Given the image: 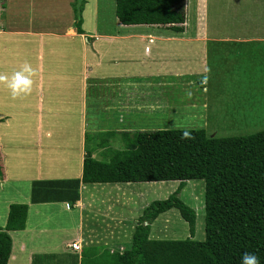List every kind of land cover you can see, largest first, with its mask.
<instances>
[{"label": "crops", "instance_id": "0c3cea01", "mask_svg": "<svg viewBox=\"0 0 264 264\" xmlns=\"http://www.w3.org/2000/svg\"><path fill=\"white\" fill-rule=\"evenodd\" d=\"M262 1L264 0H257L259 4L256 5L257 9L254 12L258 20L260 17H264ZM85 2L87 5L89 1L85 0ZM0 3L2 8L0 36L5 37L0 40V43L5 40L10 41L13 38L29 43L38 42L43 47L38 54L40 60L38 74L41 83H47L49 89L56 86L65 92L66 86L64 87L62 83L65 80L68 81L67 85L71 87L72 91L66 97H62L63 91L56 93L58 98L61 96L58 104L65 102L67 106L76 105V60L70 61L71 48H64L63 45L67 43L80 45L82 63L77 74V84L80 90L82 121L90 92L93 93L92 97L90 93L93 102H103L101 106L98 105L106 115L104 119L106 127L97 132L103 134V143L101 141L93 149L92 156L94 158L95 156L102 157L106 149L122 150L113 147L115 137L118 134L120 137L122 135L124 141L125 137H131L137 132L168 130L153 128L159 116L170 120L168 118L177 113L187 114L193 118L192 124L198 121L205 128L209 117L217 116L216 111L225 104L223 101L220 102L217 96L212 99L209 93L208 85L213 71L218 73L213 79L215 85L219 86L223 83L224 75H233L235 70L238 77L257 78L256 82L258 83L252 85L253 89L257 84L264 89V34L213 36L203 35L200 32H196L194 35L183 32L184 34L157 35L151 34L148 26H122L118 23L119 28H122L119 29L120 32L112 31L113 34L110 32L101 34L98 33V29L94 28L92 33H87L82 26L84 34L78 35L73 26L74 17L71 7L73 0H0ZM65 12H68L72 19L66 30L64 25L61 32L49 27L46 23L47 20H44V26L41 25L40 20L43 21L44 17L56 21ZM243 12L248 16V12ZM82 25H84V21ZM126 28H140L141 32L125 34L123 30ZM144 28L147 29L145 32L143 31ZM100 41L107 45L105 53L100 46L93 43ZM129 42L141 45L140 49L144 53L141 56L132 50L131 53H125L118 51L120 48L114 46L129 44ZM59 45L62 46L60 49ZM163 45H184V48H163ZM166 51H173V57L164 58L163 54ZM182 52H187V58H182ZM94 58H97L95 63L92 61ZM101 58L102 60L106 58V68L108 69L106 71L116 75L108 74L104 79L96 77L91 80L92 67L100 68ZM155 59L157 63L154 67L146 64L149 61L152 63ZM178 59H183L180 65H184L186 70H182L183 68L178 66ZM150 67L152 69L148 71ZM119 72H121L120 75L117 74ZM71 82L72 84H70ZM242 82L243 78L230 79L227 84L241 85ZM198 83H200L201 89H199ZM166 91L169 94L173 93L169 100L164 98ZM177 97L183 99L179 100ZM231 110L232 107L228 109L226 118ZM124 112L133 117L126 124L127 129L121 133L111 128L110 119L107 115L111 117L113 114H123ZM86 128V123L83 121L81 145H83V133ZM124 133L127 135L123 136ZM84 153L85 151L83 155ZM53 155L58 157L60 154L56 150ZM63 155L62 151L61 156L63 157ZM95 159L98 160V158ZM48 162L57 165V171L63 169L59 165L58 158H49ZM61 163H64V160ZM82 164L83 156L80 161L81 170L78 179L82 175ZM0 173V228L4 229L9 206L21 203L16 201L24 196L14 191L11 183L12 176L8 168L4 166L1 155ZM41 181L62 180L47 179ZM97 186H101L102 193L97 192ZM103 186H108V189ZM78 193L79 200L73 204L66 202L32 204L29 201L26 204L28 212L25 229L8 233L12 240V248L7 264H80L81 250L74 252L69 248L73 242H78L81 249L98 246L106 247L110 251H123L128 243L124 237L130 233L131 238L137 223L135 220L131 224L129 214L124 216L123 211L127 209V212L130 213V207L134 205L130 196L139 195L140 190L122 187V184L84 185L80 183ZM103 204L108 206V210ZM47 205H65L67 213H61V208L56 210V207H52L54 210L51 214L45 215L41 212L39 214L38 206ZM117 205H119L118 208ZM31 208L35 210L34 213L41 215L40 220L42 222L35 223L34 226L29 219ZM49 216L60 223L56 224L57 229L53 226L49 227L52 224L50 222L53 221V218H48ZM62 224L64 229H60ZM61 230L64 232L63 236L54 238L53 236L56 235L54 232L60 233ZM151 233L152 230L150 238ZM37 234L44 236L50 234V236H47L46 239L35 240L38 238Z\"/></svg>", "mask_w": 264, "mask_h": 264}, {"label": "rangeland", "instance_id": "374dc122", "mask_svg": "<svg viewBox=\"0 0 264 264\" xmlns=\"http://www.w3.org/2000/svg\"><path fill=\"white\" fill-rule=\"evenodd\" d=\"M85 1V0H84ZM88 4L84 5L82 18L84 21L83 28L85 32L92 33L94 28L98 29V33L104 34L110 32H120L119 24L115 16L114 0H88ZM74 2V0H73ZM261 3L264 4V1ZM257 0H185V17L186 21L183 25L184 33L194 35L200 32L203 35H261L264 34V17H258L254 12L257 9ZM248 12V16L243 12ZM73 13V9H72ZM44 20L49 27L55 30L62 31L64 25L65 30L69 27L72 19L68 12L62 14L56 21H51L49 18L40 20L41 25L44 26ZM74 22V21H73ZM116 25V26H115ZM151 34L170 35L171 31L161 27H148ZM147 29L144 28V32ZM125 34L141 32V29L126 28L123 30ZM122 32V31H121ZM65 33V31H64ZM183 33V34H184ZM5 38L0 36V40ZM95 40V39H94ZM1 42V41H0ZM76 43V42H74ZM100 46L101 50L106 52V44L103 41L93 42ZM64 48L70 47V61L76 60V105H66L65 102L58 104L59 99L56 93L63 91L55 87L48 88L47 83H41L38 74L40 54L42 45L38 42H23L20 39L13 38L12 40H5L0 43V74H3L9 79L14 73L21 71L27 64L30 65L34 71V75L30 77L33 84L31 92L28 94H20L15 99L12 97L11 89L6 82H0V155L3 159L4 166L8 168L11 178V183L14 191L20 193L23 198H18V204H28L31 196L32 183L41 180H69L78 179L80 176V161L84 156L83 152L86 149H94L102 141L103 134L97 133L100 129L105 128L104 119L106 115L99 107L103 102H93L90 93L87 101L86 112L84 114V123H86V131L83 133V145L80 143L82 117L80 107V90L78 87V71L81 69L82 57H80L79 44L67 43L63 45ZM125 53L137 52L141 56L144 52L140 49L141 45L135 42L129 44L114 45ZM59 49L62 47L58 46ZM175 47L177 49L184 48V45H163V48ZM47 51L44 50V54ZM174 52L166 51L163 54L164 58H172ZM182 58H187V52H182ZM194 58V57H193ZM47 61L46 56L44 58ZM92 61H97L94 58ZM172 62V61H171ZM183 59H178V66L186 70L187 68L180 65ZM100 68H93L90 73L91 80L96 77L104 79L108 74L106 68V58L100 59ZM156 59L152 63L146 62L147 65L154 67ZM148 68L150 71L152 68ZM128 69V68H124ZM234 70L233 75L225 74L223 83L219 86L213 84L214 76L218 73L211 72L209 81V93L213 97L225 104L216 111L217 116H210L206 127L196 121L192 124L193 118L190 115L176 114L172 115L170 120L163 116H159L158 121L154 125L155 129H203L210 138H227V137H241L250 136L258 132L264 131V89L257 84L254 89L253 84L258 83L256 77L249 78V76H236ZM118 75L121 72L117 73ZM72 78V77H70ZM243 78L241 85L232 83L227 84L230 79L237 80ZM46 79V77H44ZM254 80V81H252ZM66 90L62 97H66L71 93V87H68V81L62 83ZM72 84V82L70 83ZM199 89L200 83H198ZM241 87V88H240ZM173 93L165 92L164 98L169 100ZM180 94L179 92L177 93ZM214 95V96H213ZM182 100L183 98L177 97ZM100 104V106L98 105ZM232 107L229 116L228 109ZM110 119V126L114 130L121 133L127 129V123L131 120V114L124 112L123 114H113ZM118 134L115 137L113 144L114 148L123 149L124 141ZM57 140V141H56ZM57 143V144H56ZM58 146V147H57ZM83 148V150H82ZM112 149V148H110ZM58 150L60 154L58 157L53 155ZM63 151L64 155L61 156ZM52 154V156H50ZM54 158L60 162L61 170L57 171V165L49 164L48 159ZM100 161H106L104 157L95 156ZM64 160V163L61 161ZM110 185V184H103ZM98 193H102L101 186H97ZM108 189V186H103ZM111 187V186H109ZM122 187H131V189H139V195H132V205L130 213L124 209L123 215L128 216L129 222L132 224L137 220L143 212V208L154 201L166 200L178 187V182H166L160 184L153 183H135L122 184ZM96 189V188H94ZM100 190V191H99ZM112 194L114 192L112 191ZM180 199L195 210L197 214L195 235L190 237L188 225L182 220L177 210L171 211L161 215L151 225V238L154 240H186L192 239L195 241H203L205 238L204 232V182L201 180L189 181L185 188L179 195ZM114 198V196H113ZM114 201V200H112ZM17 204V203H15ZM114 204V202H112ZM138 204V205H137ZM101 207V205H98ZM104 207H108L103 204ZM50 207V208H48ZM56 207L61 208V213H67L65 205L57 206H38L39 214L49 215ZM63 207V208H62ZM119 205H117V208ZM113 208V207H112ZM108 210V208H107ZM35 210L31 208L29 216L30 223H40L41 215L34 213ZM109 212V211H108ZM53 218V217H48ZM49 227L52 226L57 229L58 221L53 218ZM130 224V225H131ZM68 228V226H65ZM60 229H64L63 224ZM54 238L62 237L61 232H54ZM53 233V234H54ZM46 236L37 234L35 240L46 239ZM125 241L130 243V233L125 236Z\"/></svg>", "mask_w": 264, "mask_h": 264}, {"label": "trees", "instance_id": "16d2710c", "mask_svg": "<svg viewBox=\"0 0 264 264\" xmlns=\"http://www.w3.org/2000/svg\"><path fill=\"white\" fill-rule=\"evenodd\" d=\"M85 3L82 0L78 7L74 0L71 5L78 35L84 34ZM114 4L122 26L184 32L185 0H114ZM185 130L192 139H182ZM92 152L85 150L80 179L33 182L31 203L73 204L79 200L80 183L178 182V187L166 200L143 209L122 252L84 247L80 264H240L245 252L256 254L264 264V131L227 138H210L203 129L137 132L125 137L122 150L106 149L102 155L106 161L95 159ZM196 180L204 182V240L151 239L152 223L172 209L194 237L197 214L179 195L189 181ZM27 212V205L9 206L5 228H0V264H7L10 257L8 233L25 229Z\"/></svg>", "mask_w": 264, "mask_h": 264}, {"label": "clouds", "instance_id": "9594fccd", "mask_svg": "<svg viewBox=\"0 0 264 264\" xmlns=\"http://www.w3.org/2000/svg\"><path fill=\"white\" fill-rule=\"evenodd\" d=\"M34 71L30 65H25L21 71L13 74L11 79L0 74V82H6L7 86L11 89L12 97L15 99L20 94H28L31 92L33 81L30 79L34 75ZM192 133L185 130L182 133V139H192ZM240 264H260V257L254 253L245 252L240 259Z\"/></svg>", "mask_w": 264, "mask_h": 264}, {"label": "built area", "instance_id": "2783aa9c", "mask_svg": "<svg viewBox=\"0 0 264 264\" xmlns=\"http://www.w3.org/2000/svg\"><path fill=\"white\" fill-rule=\"evenodd\" d=\"M1 4V3H0ZM1 12H2V8H1V6H0V14H1ZM0 22H1V20H0ZM69 248L72 250V251H74V252H79L80 250H81V246H80V244L78 243V242H73V243H71L70 245H69ZM120 252H122V250H120Z\"/></svg>", "mask_w": 264, "mask_h": 264}, {"label": "water", "instance_id": "95a60500", "mask_svg": "<svg viewBox=\"0 0 264 264\" xmlns=\"http://www.w3.org/2000/svg\"><path fill=\"white\" fill-rule=\"evenodd\" d=\"M77 6L80 7L82 4V0H76Z\"/></svg>", "mask_w": 264, "mask_h": 264}]
</instances>
